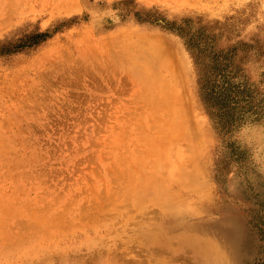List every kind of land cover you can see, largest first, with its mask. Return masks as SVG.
I'll return each instance as SVG.
<instances>
[{"label":"rangeland","instance_id":"obj_1","mask_svg":"<svg viewBox=\"0 0 264 264\" xmlns=\"http://www.w3.org/2000/svg\"><path fill=\"white\" fill-rule=\"evenodd\" d=\"M0 202V264H264V0H0Z\"/></svg>","mask_w":264,"mask_h":264},{"label":"bare ground","instance_id":"obj_2","mask_svg":"<svg viewBox=\"0 0 264 264\" xmlns=\"http://www.w3.org/2000/svg\"><path fill=\"white\" fill-rule=\"evenodd\" d=\"M3 11H4V10H3ZM8 11H9V10H8ZM4 17H5V15H4ZM7 18H8V17H7ZM139 41L141 42V40H139ZM143 41H144V40H143ZM144 42L146 43V41H144ZM154 44H155V43H154ZM154 44H153V46H154ZM157 44H158V42H157ZM145 45H146V44H145ZM146 46H147V45H146ZM136 48H137V47H136ZM145 48H146V47H145ZM145 48H144V51H145ZM138 49H139V48H138ZM138 49H137V50H138ZM146 52H147V51H146ZM123 53H124V52H123ZM131 55H133V54H130V56H131ZM143 55H144V54H143ZM160 55H161V54H160ZM135 58H137V57H135ZM150 59H152V56L149 57V55H147V56L144 57V58L133 59L132 62H131V63H132L133 65H135L136 67H139V70H138V72H137L138 74L136 73V71H135V74H137V75H138V76H139V77H140V78H141L146 84L152 82L154 79L156 80V73H155L156 70L151 66V63H149V60H150ZM128 61H129V60H128ZM129 62H130V61H129ZM135 66H134V67H135ZM160 70H161V69H160ZM157 72H158V71H157ZM157 74H158V73H157ZM160 77H161V76H160ZM141 79H139V80L141 81ZM161 80H163V78L160 79V81H161ZM164 81H165V80H164ZM154 82L156 83L157 80L154 81ZM145 83H144V84H145ZM152 84H153V83H152ZM152 84H150L149 86H151ZM162 84H163V83H162ZM166 84L168 85V83H166ZM163 85L165 86V83H164ZM179 86H180V85H179ZM160 87H161V86H160ZM153 88H155V86H154ZM151 90H153V89L151 88ZM160 92H161V91H160ZM167 92H168V91H167ZM164 93H165V92H164ZM159 94H160V93H159ZM162 94H163V91H162ZM149 95H150V93H149ZM165 95H166V94H165ZM157 97H158V96H157ZM168 97H169V96H168ZM161 99H162V98H161ZM165 100H166V99H165ZM158 101H160V100H158ZM165 102H166V101H165ZM171 103H172V102H171ZM171 103H169V104H171ZM160 104H161V103H160ZM157 105H158V104H157ZM164 105L166 106L167 104L165 103ZM155 106H156V105H155ZM163 113H164V112H163ZM168 114H169V113H168ZM165 115H166V114H165ZM173 115H175V114H173ZM153 116H154V115H153ZM156 117H158V116H156ZM159 117H160V116H159ZM172 117H174V116H172ZM147 119H148V118H147ZM161 119H162V118H161ZM147 121H148V120H147ZM150 121H152V120H150ZM161 121H163V120H161ZM161 121H160V122H161ZM158 122H159V119H158ZM160 122H159V123H160ZM152 123H153V121H152ZM161 124H162V123H161ZM151 125H152V124H151ZM151 125H150V126H151ZM154 125H155V123H154ZM157 127H158V126H157ZM151 128H152V127H151ZM151 128H150V129H151ZM155 129H156V128H155ZM158 129H159V128H158ZM172 129H173V128H172ZM158 131H159V130H158ZM153 134H154V133H153ZM11 136H12V135H11ZM9 137H10V136H9ZM3 138H4V137H3ZM163 138H164V137H163ZM163 138H162V139H163ZM167 139H168V138H167ZM150 141H151V140H150ZM150 141H149V142H150ZM152 143H153V142H152ZM147 144H148V143H147ZM170 147H171V146H170ZM146 149H147V148H146ZM154 149H157V147L154 148ZM149 150H151V149H149ZM139 152H140V151H139ZM152 152H153V150H152ZM152 152H151V153H152ZM167 152H168V151H167ZM148 153H149V152H148ZM155 153H156V152H155ZM155 153H154V154H155ZM171 154H172V153H171ZM143 155H144V154H143ZM167 155H169V154H167ZM159 156H160V155H159ZM144 157H145V156H144ZM142 159H144V158H142ZM145 159L147 160V158H145ZM149 159H150V158H149ZM158 160H159V159H158ZM182 160H184V159H182ZM132 161H133V159H132ZM139 161H140V160H139ZM170 161H171V160H170ZM136 162H138V161H135V163H136ZM148 162H150V161H148ZM150 163H151V162H150ZM136 164H137V163H136ZM138 164H140V163L138 162ZM146 164H147V162H146ZM128 165H130V164H128ZM144 165H145V162H144ZM130 166H132V165H130ZM130 166H129V167H130ZM145 166H146V165H145ZM145 166H143V163H142V167H143L144 169H145ZM136 167L138 168L139 166H136ZM142 167H141V168H142ZM158 167H159V166H158ZM125 168H126V167H125ZM133 168H134V167H133ZM143 168H142V169H143ZM150 168H151V167H150ZM161 168H162V167H161ZM127 169H128V168H127ZM135 169H136V168H135ZM144 169H143V170H144ZM124 170H125V173H127L126 169H123L122 172H124ZM129 170H130V169H129ZM129 170H128V171H129ZM136 170H137V169H136ZM146 170H147V169H146ZM149 170H150V169H149ZM149 170H148V172H149ZM158 170H159V169H158ZM150 171H151V170H150ZM122 172H121V173H122ZM132 172H133V171H132ZM136 172H137V171H136ZM148 172L146 171L147 175H149ZM118 173L121 175L120 172H118ZM130 173H131V172H130ZM133 173H134V172H133ZM133 173H132V174H133ZM139 173H140V172H139ZM143 173H144V172H143ZM149 173H150V172H149ZM114 174H116V173L114 172ZM117 175H118V174H116L115 176H117ZM123 175H124V174H123ZM126 175H128V174H126ZM129 175H130V174H129ZM134 175H135V174H134ZM134 175H133V176H134ZM141 175H142V174H141ZM141 175H140V176L138 175V177L140 178ZM124 176H125V175H124ZM133 176H132V177H133ZM155 176H156V175H155ZM117 177H118V176H117ZM119 177H120V176H119ZM119 177H118L117 179H120ZM121 177H123V176H121ZM125 178H126V177H125ZM114 179H116V178H114ZM126 179H128V177H127ZM131 180H132V178H131ZM131 180H130V182H131ZM153 180H155V179H153ZM127 181L129 182V179H128ZM156 181H157V180H156ZM120 182H122V181H120ZM128 182H127V183H128ZM130 182H129V184H127V185H130ZM133 182H134V181H133ZM122 183H123V182H122ZM149 183H152V181H149ZM115 184H116V183H115ZM124 184H125V183H124ZM137 184H138V183H137ZM140 184H141V183H140ZM146 184H147V183H146ZM155 184H156V183H155ZM132 185H133V184H132ZM141 185H142V184H141ZM141 185H140V186H141ZM143 185H144V184H143ZM148 185H149V184H148ZM162 185H163V184H162ZM115 186H116V188H118L117 185H115ZM115 186H114V187H115ZM146 186H147V185H146ZM146 186H145V187H146ZM153 186H155V185H153ZM159 186H160V185H159ZM112 187H113V185H112ZM128 187H129V186H128ZM145 187H144V188H145ZM168 187H169V186H168ZM116 188H115V190L117 191ZM119 189H120V188H119ZM119 189H118V190H119ZM137 189H139V188H137ZM140 189H141V188H140ZM142 189H143V188H142ZM142 189H141V190H142ZM158 189H159V188H158ZM158 189L156 188V190H158ZM163 189H164V188H163ZM121 190L123 191L122 188H121ZM127 190H128V189H127ZM153 190H154V189H153ZM160 190H161V189H160ZM165 190H166V189H165ZM112 191H113V189H112ZM119 191H120V190H119ZM124 191H125V192H123L124 194L127 193L126 190H124ZM135 191H137V190L135 189ZM158 191H159V190H158ZM167 191H168V190H167ZM120 192H121V191H120ZM161 192H162V190H161ZM163 192H165V191H163ZM121 193H122V192H121ZM123 193H122V195H123ZM129 193H130V191H129ZM165 193H166V192H165ZM3 194H4V193H3ZM116 194H118V193H116ZM116 194H115V195H116ZM158 194H160V193H158ZM162 194H163V193H162ZM162 194H161V195H162ZM126 195H127V194H126ZM144 195H145V194H144ZM161 195H160V196H161ZM165 195H166V194H165ZM165 195H164V196H165ZM110 196H111V195H110ZM110 196H109V197H110ZM119 196H121V194H120ZM124 196H125V195H124ZM145 196H146V195H145ZM148 196H149V195H148ZM156 196H157V195H156ZM158 196H159V195H158ZM164 196H163V197H164ZM14 197H15V196H14ZM122 197H123V196H122ZM135 197H136V196H135ZM137 197H138V196H137ZM137 197H136V198H137ZM167 197H168V196H167ZM169 197H170V196H169ZM2 198H3V197H2ZM107 198H108V197H107ZM140 198H142V197H140ZM151 198H152V197H151ZM161 198H162V197H161ZM164 198H165V197H164ZM3 199H4V198H3ZM3 199H2V200H3ZM113 199H114V198H113ZM113 199H112V200H113ZM147 199H148V198H147ZM2 200H1V202H4V201H5V200H3V201H2ZM6 201H7V200H6ZM6 201H5V202H6ZM21 201H22V200H21ZM21 201H19V203H20ZM1 202H0V203H1ZM9 202H10V201H9ZM7 203H8V202H7ZM10 203H12V202H10ZM144 203H145V202H144ZM4 204H6V203H4ZM4 204H3V205H4ZM8 205H9V204H8ZM27 205L29 206V204H27ZM0 206H1V205H0ZM118 206H119V205H118ZM120 206H121V205H120ZM4 207H5V206H4ZM18 207H19V206H18ZM116 207H117V206H116ZM0 208H1V207H0ZM11 208H12V207H11ZM29 208H31V207L29 206ZM1 209H2V208H1ZM9 209H10V208H9ZM81 209H82V212H83V209H84V208H81ZM131 209H132V208H131ZM156 209H157V208H156ZM3 210H4V209H3ZM13 210H15V209H13ZM20 210H21V208H20ZM5 211H6V210H5ZM10 211H12V210H10ZM127 211H128V210H127ZM2 212H3V211H2ZM12 212H13V211H12ZM23 212H24V211H23ZM44 212L46 213V211H44ZM84 212H85V211H84ZM153 212H154V211H153ZM153 212H152V213H153ZM155 212H156V211H155ZM150 213H151V212H150ZM158 213H159V212H158ZM158 213H157V214H158ZM4 214H5V212H4ZM13 214H14V212H13ZM20 214H21V212H20ZM145 214H146V213H145ZM148 214H149V213H148ZM1 215H3V214H1ZM7 215H8V213L6 214V216H7ZM43 215H45V214H43ZM137 215L139 216V214H137ZM154 215H155V214H154ZM3 216H4V215H3ZM16 216H17V215H16ZM20 216H21V215H20ZM38 216H39V215H38ZM46 216H47V215H46ZM91 216H92V215H91ZM7 217H8V216H7ZM21 217H22V216H21ZM29 217H30V216H29ZM29 217H27V218H29ZM55 217H56V216H55ZM55 217H54V218H55ZM85 217H86V215H85ZM135 217H136V216H135ZM139 217H140V216H139ZM146 217H147V216H146ZM146 217H144V218H146ZM150 217H153V216H150ZM36 218H37V217H36ZM54 218H53V219H54ZM154 218L156 219V217H154ZM34 219H35V218H34ZM38 219H39V218H38ZM84 219H85V218H84ZM84 219H83V220H84ZM157 219H158V217H157ZM1 220H2V219H1ZM17 220H18V219H17ZM23 220H25V218H24ZM32 220H33V219H32ZM50 220H51V219H49V221H50ZM118 220H119V219H118ZM4 221H5V220H4ZM26 221H27V220H26ZM33 221H34V220H33ZM33 221H32V222L30 221V222L33 224ZM19 222H21V219L19 220ZM22 222H23V221H22ZM30 222L28 221V223H30ZM52 222H53V221H52ZM54 222H55V221H54ZM36 223H37V222H36ZM48 223H49V222H48ZM50 223H51V222H50ZM56 223H57V222H56ZM130 223H131V222H130ZM132 223H133V222H132ZM0 224H1V223H0ZM23 224H24V223H23ZM23 224H22V225H23ZM34 224H35V223H34ZM44 224H46V223H44ZM12 225H14V224H12ZM37 225H38V224H37ZM47 225H48V224H47ZM0 226H1V225H0ZM3 226H4V225H3ZM89 226H90V225H89ZM5 227H6V226H5ZM24 227H25V226H24ZM30 227H31V226H30ZM34 227H36V225H35ZM187 227H188V226H187ZM1 228H3V227L1 226ZM6 228H7V227H6ZM8 228H9V227H8ZM14 228H15V227H14ZM25 228H26V227H25ZM25 228H24L23 230H26ZM165 228H166V227H165ZM190 228H191V227H190ZM11 229H12V228H11ZM17 229H19V228L17 227ZM17 229H16V231H17ZM97 229H98V228H97ZM112 229H113V228H112ZM119 229H120V228H119ZM166 229H167V230H170L171 232H173V230H174L175 228H174L173 225H168ZM3 230H4V229H3ZM29 230H30V229H29ZM93 230H94V229H93ZM4 231H5V230H4ZM37 231H41V230H37ZM112 231H113V230H112ZM9 232H10V231H9ZM17 232H18V231H17ZM22 232H23V231H22ZM28 232H29V231H28ZM28 232H27V234H28ZM14 233H15V231H14ZM14 233H13V234H14ZM20 233H21V232H19L18 236L20 235ZM24 233H25V232H24ZM24 233H23V234H24ZM33 233H34V232H33ZM94 233H96V232H94ZM6 234H7V233H6ZM13 234H12V235H13ZM21 234H22V233H21ZM23 234H22V236H23ZM1 235H2V234H1ZM29 235H30V234H29ZM29 235H28V236H29ZM34 235H35V234H34ZM177 235H178V234H177ZM203 235H204V234H203ZM5 236H6V235H5ZM24 236H25V235H24ZM35 236H36V235H35ZM178 236H179V235H178ZM3 237H4V236H3ZM12 237H14V236H12ZM19 237H20V236H19ZM26 237H27V235H26ZM0 238H1V236H0ZM6 238H7V237H6ZM21 238H22V237H21ZM29 238H30V236H29ZM23 239H24V237H23ZM39 239H40V238H39ZM1 240H2V239H0V241H1ZM20 240H22V239H20ZM25 240H26V239H25ZM34 241H35V240H34ZM42 241H43V240H42ZM38 242H39V241H38ZM13 243H14V242H13ZM13 243H12V244H13ZM15 243H16V242H15ZM15 243H14V244H15ZM19 243H20V242H19ZM33 243H34V242H33ZM36 243H37V242H36ZM163 243L167 244V241H164ZM2 244H3V242H2ZM43 244H44V243H43ZM198 244H200V242H199ZM10 245H11V244H10ZM4 246H5V245H4ZM8 246H9V245H8ZM6 247H7V246H6ZM6 247H4V248L1 247V249H5ZM11 247H12V246H11ZM11 247H10V248H11ZM116 247H117V245H116ZM120 247H121V246H120ZM130 247H131V246H129V248H130ZM8 248H9V247H8ZM10 248H9V249H10ZM193 248H194V247H193ZM196 248L198 249V247H196ZM205 248H206V247H205ZM6 249H7V248H6ZM52 249H54V248H52ZM52 249H51V250H52ZM102 249H103V248H102ZM206 249H207V250H205V251L203 252V257L207 260V264H208V263H209V264H218V263H222V261H223V256H222L221 252H219V250L216 249L215 246L210 245V246H208ZM195 251H196V250H195ZM197 251H198V250H197ZM199 251H200V250H199ZM43 252H44V251H43ZM7 253H8V252H7ZM43 254H44V253H43ZM124 254H125V253H124ZM11 255H12V254H11ZM52 255H53V254H52ZM47 256H48V255H47ZM93 256H94V255H93ZM176 256H178V255H176ZM16 257H17V256H16ZM16 257H15V258H16ZM50 257H51V256H50ZM50 257H49V258H50ZM109 257H110V256H109ZM49 258H48V259H49ZM95 258H96V256H95ZM2 259H3V258H2ZM93 259H94V257H93ZM96 259H97V258H96ZM110 259H111V257H110ZM54 260H55V259H54ZM86 260H87V258H86ZM86 260H85V261H86ZM228 260H229V259H228ZM109 261H110V260H109ZM52 262H53V260H52ZM89 262H90V261H89ZM202 262H203V261H202ZM204 262H205V261H204ZM228 262H229V261H228ZM45 263H46V262H45ZM45 263H44V264H45ZM78 264H79V263H78ZM103 264H104V263H103ZM162 264H163V263H162Z\"/></svg>","mask_w":264,"mask_h":264}]
</instances>
